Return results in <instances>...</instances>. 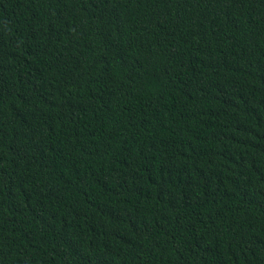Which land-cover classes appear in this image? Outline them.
I'll return each mask as SVG.
<instances>
[{"label": "trees", "instance_id": "trees-1", "mask_svg": "<svg viewBox=\"0 0 264 264\" xmlns=\"http://www.w3.org/2000/svg\"><path fill=\"white\" fill-rule=\"evenodd\" d=\"M0 264H264V0H0Z\"/></svg>", "mask_w": 264, "mask_h": 264}]
</instances>
